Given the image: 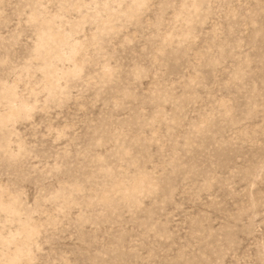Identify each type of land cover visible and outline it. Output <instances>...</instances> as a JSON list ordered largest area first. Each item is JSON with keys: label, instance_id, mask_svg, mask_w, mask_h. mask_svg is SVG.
<instances>
[{"label": "rangeland", "instance_id": "374dc122", "mask_svg": "<svg viewBox=\"0 0 264 264\" xmlns=\"http://www.w3.org/2000/svg\"><path fill=\"white\" fill-rule=\"evenodd\" d=\"M0 192V264H264V0H0Z\"/></svg>", "mask_w": 264, "mask_h": 264}, {"label": "bare ground", "instance_id": "6f19581e", "mask_svg": "<svg viewBox=\"0 0 264 264\" xmlns=\"http://www.w3.org/2000/svg\"><path fill=\"white\" fill-rule=\"evenodd\" d=\"M134 1H136V2H140L141 0H134ZM106 16V15H105ZM35 18V17H34ZM49 32V31H48ZM50 33V32H49ZM54 33V32H53ZM48 34V33H47ZM61 34V33H60ZM64 34V33H63ZM63 34H62V36H63ZM44 36V35H43ZM46 36H48V38H50L52 41H54V40H56V42H58V43H61L62 44V42H63V37L62 36H60V35H46ZM41 37V36H40ZM45 37V36H44ZM47 38V37H46ZM67 38V37H66ZM41 39H43V38H41ZM40 39V40H41ZM47 41V40H46ZM51 41V42H52ZM52 43H54V42H52ZM44 44V43H43ZM64 44V43H63ZM39 45H40V43H39ZM38 49H39V47H38ZM38 49H37V51H38ZM58 49H59V47H58ZM80 49V48H79ZM77 47L75 46V45H69V57H73L74 56V54L77 52ZM59 52V51H58ZM55 56V55H54ZM52 58V57H51ZM76 66H78V65H76ZM75 66V68H74V70L77 68ZM23 106V105H22ZM12 107H10V109H11ZM13 109H14V107H13ZM22 108H21V106H20V110H21ZM12 110V109H11ZM10 111V110H9ZM14 111H15V109L13 110V111H11L10 112V114L8 115V117H11V115L14 113ZM19 111V110H18ZM23 111V110H22ZM9 113V112H8ZM142 177V176H141ZM143 178V177H142ZM141 178V179H142ZM142 183H143V181L142 180H136V183L134 184V186L132 187V190H138V189H140V187H141V185H142ZM145 189V188H144ZM1 194H2V192H0ZM102 195H104V194H102ZM124 197V196H123ZM13 198V197H12ZM1 200H3V198H1ZM106 200V199H105ZM5 201H3V202H0V209H2V210H5V211H8V212H10V213H15V211H16V209H15V206L12 204V203H4ZM11 202V201H10ZM17 203V202H16ZM15 203V204H16ZM7 214V213H6ZM9 214V213H8ZM31 224V223H30ZM29 225V224H28ZM21 231V234H22V236H23V241L26 243L30 238H31V236L35 233V231H36V229H35V227H32V226H26V227H22V229L20 230ZM10 237H11V235H10ZM17 239V238H16ZM7 244H8V242H7ZM10 244V243H9ZM14 247H15V245H14ZM8 250V249H7ZM12 252V251H11ZM24 252H25V249L23 248V247H17L16 248V250L13 252L14 253V255H13V257L10 259L11 261H13V262H15V261H17L21 256H23L24 255ZM8 263H9V261H8ZM19 263V262H18Z\"/></svg>", "mask_w": 264, "mask_h": 264}]
</instances>
